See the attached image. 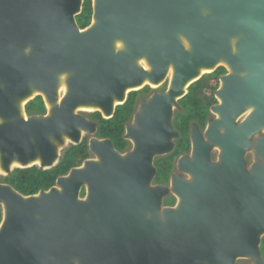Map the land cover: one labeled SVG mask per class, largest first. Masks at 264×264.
<instances>
[{
    "label": "water",
    "instance_id": "95a60500",
    "mask_svg": "<svg viewBox=\"0 0 264 264\" xmlns=\"http://www.w3.org/2000/svg\"><path fill=\"white\" fill-rule=\"evenodd\" d=\"M83 1L0 0V176L50 169L65 138L77 145L82 133L93 135L96 123L79 107L108 119L129 92L161 86L169 69L172 77L126 125L129 152L91 138L97 160L46 191L23 196L0 183V264H264V137L254 143L260 162L250 174L243 162L245 136L264 128V0H92L91 22L80 29ZM218 62L229 73L211 110L225 134L214 121L205 141L193 129L190 156L178 163L191 180L175 178L180 201L162 208L166 188L147 189L153 159L173 150V107L200 69L213 72ZM36 96L50 109L27 116ZM249 107L254 112L236 127ZM213 146L219 163L210 160ZM13 161L20 166L10 168Z\"/></svg>",
    "mask_w": 264,
    "mask_h": 264
},
{
    "label": "trees",
    "instance_id": "16d2710c",
    "mask_svg": "<svg viewBox=\"0 0 264 264\" xmlns=\"http://www.w3.org/2000/svg\"><path fill=\"white\" fill-rule=\"evenodd\" d=\"M91 17L92 0H84L81 12L75 16L79 28L85 29L90 24ZM224 72V67H219L213 72L204 74L188 87L186 95L179 100L185 112L176 113L174 118V123L180 132V139L177 141L179 148L172 153V157L189 149V124L193 120H198L199 116L204 120L210 106V102L203 101L200 95L201 93L212 95L218 87L220 75ZM153 90L150 86H145L140 90L130 92L126 101L116 107L111 118H103L98 111L84 112V114L89 119L97 121V136L110 139L113 147L122 152L127 150L130 145L129 141L124 139L125 127L131 122L140 101L149 98ZM25 112L27 116L45 114L46 105L42 97L36 96L26 103ZM88 157L87 140L83 139L81 143L66 148L56 166L46 170L38 166L15 168L7 175L0 176V183L11 186L23 196L35 195L40 191H46L53 187L59 177L66 175L72 168L81 166ZM161 172L166 176L168 169L165 167ZM80 194L84 196L83 191ZM1 220L2 208L0 206V223ZM260 253L264 256V240L262 241Z\"/></svg>",
    "mask_w": 264,
    "mask_h": 264
},
{
    "label": "flooded vegetation",
    "instance_id": "af4514ba",
    "mask_svg": "<svg viewBox=\"0 0 264 264\" xmlns=\"http://www.w3.org/2000/svg\"><path fill=\"white\" fill-rule=\"evenodd\" d=\"M219 65H223V66H219V67H224V69H225V72L223 74H221L220 77L225 75V74H227V73H229L227 68L224 66V64H219ZM220 77H219V82H218L217 89L220 86ZM164 86L165 85L159 86L157 88H152L154 90L151 93V95L154 94V93L165 91L166 87H164ZM128 94H127V97H128ZM201 96H202L201 99L203 101H205L207 103H209V102H212V103L209 106L208 113L206 114L204 120H202V118L199 116L198 120H196V121L193 120V121L190 122L189 130H188L189 149L187 151L181 152L177 156L172 157V153L175 152V150L177 148H179L177 141L180 139V132H179L178 128L176 127L175 123H174V118H175L176 113L185 112V109L179 103V100H180L179 99L178 102H177L178 105H179V108L174 112L173 120H172V126L175 129V131L178 133V137L174 141L173 150L170 153H168V154L160 155V156L155 157L153 162H152L153 166L156 169V172L153 175V177L150 179V181H149V183L147 185V189L150 190V189L156 188L158 186H160V187L162 186V187L166 188L167 192L161 199V207L162 208H175V207H177V205H178V203L180 201L179 197L177 196V194L175 193V190H174L175 178L179 179L182 183H188L191 180V177L186 172L180 170V168L178 166V163H179V159L181 157L187 156V155L190 156V153H191V134H192L193 129L196 128L199 131V133L202 135L203 141H205V139H206V137H205L206 130L208 129L211 121H214L215 122V127H216L215 130H216L217 135L222 137V135L225 134V130H224L223 125L221 124V119H220L219 115L217 113H213L212 110H211V107L214 104H219L220 103V101L215 96V92L212 95L201 93ZM88 112H90V111H88ZM253 112H254V108L253 107H249L248 109H246L238 118L235 119L234 125L237 127L238 125L243 123V121ZM88 120H90L91 122L96 123V130H97V126H98L97 125L98 124L97 121H94V120L89 119V118H88ZM262 137H264V128H262L259 132H257L254 135H251V136H248V137L245 136V142L247 143V146H246V151L244 153L243 162H244V167H245L246 174H250L251 173V169H252L251 156L249 155L250 153H249V151L247 152V150H250L252 148V146H253V143L255 141H257L259 138H262ZM93 138L106 139V138H99L97 136L96 132L93 134ZM83 139L87 140V146H88V152H89V157L86 160H88V159L89 160H93V159L90 158L91 154H93V153L89 149V141H90L89 137L85 136L84 138H82L81 142L83 141ZM131 148H132V144L130 143L129 148L127 150H124L122 152L118 151V152L121 153V154H125V153L129 152L131 150ZM220 154H221L220 149L215 147V146H213L211 151H210V160L213 163H219ZM163 161H165V162H163ZM248 161H250V162H248ZM165 167L168 169V173H167L166 176H164V174H162V172H161V170L164 169ZM82 191L84 192V195H85V190L82 189L81 192ZM263 240H264V236L261 237L260 248H261ZM261 258H262V260H264V256L262 254H261Z\"/></svg>",
    "mask_w": 264,
    "mask_h": 264
},
{
    "label": "rangeland",
    "instance_id": "374dc122",
    "mask_svg": "<svg viewBox=\"0 0 264 264\" xmlns=\"http://www.w3.org/2000/svg\"><path fill=\"white\" fill-rule=\"evenodd\" d=\"M228 70V69H227ZM229 72V71H228ZM168 79H166L165 80V82H163V84L161 85V86H163V85H165L164 87H166L167 88V86H168ZM151 88H155V87H152V86H150ZM186 91H188V88L186 89ZM163 92V91H162ZM158 93H160V92H158ZM200 97H202L201 95H200ZM217 98V97H216ZM218 99V98H217ZM219 100V99H218ZM212 102H210V104H211ZM215 105H217V104H214L213 106H215ZM212 106V107H213ZM179 108V105L177 104L176 106H174L173 107V115H174V112L177 110ZM90 112H92V111H90ZM82 115L83 116H85L86 117V115L84 114V112L82 113ZM86 118H88V117H86ZM172 120H173V116H172ZM132 122V121H131ZM171 125H172V123H171ZM173 127V126H172ZM89 137V140L91 139V138H93V135H90V134H85V133H82V138H84V137ZM176 139V138H175ZM175 139H173L172 141H173V143H174V141H175ZM260 139V138H259ZM256 142V141H255ZM254 142V143H255ZM254 143H253V146H252V148L250 149V150H247V152L249 151V155L251 156V160H252V166L254 165V164H256V163H258V162H260V160L256 157V155H255V151H254ZM71 144H70V142H66V141H64V144H62V145H58V147H59V149H60V157L62 156V154H63V152H64V150L66 149V148H68L69 146H70ZM188 156V155H187ZM60 157H59V159H60ZM157 157V156H156ZM91 159H93V160H97V157H96V155H94V154H91V157H90ZM250 159V158H249ZM89 160V159H88ZM154 160V159H153ZM248 162H250V161H248ZM189 175V174H188ZM190 176V175H189ZM262 236H264V233L261 235V237ZM235 264H254V261L252 260V259H250V258H238L237 260H236V262H235Z\"/></svg>",
    "mask_w": 264,
    "mask_h": 264
},
{
    "label": "bare ground",
    "instance_id": "6f19581e",
    "mask_svg": "<svg viewBox=\"0 0 264 264\" xmlns=\"http://www.w3.org/2000/svg\"><path fill=\"white\" fill-rule=\"evenodd\" d=\"M184 44H185V43H184ZM185 45H186V44H185ZM186 46H187V45H186ZM117 47H119V45H117ZM141 63H142V62H141ZM219 64H223V63H222V62H218L217 65H219ZM143 65H144V64H143ZM145 67H146V66H145ZM146 68H147V67H146ZM212 70H213V67L200 69V75L205 74V73H210ZM168 72H169V73H168V79H169V81H170V79H171V77H172V70L169 69ZM200 75H199V76H200ZM195 79H197V77L194 78L193 80H195ZM193 80H191V81H193ZM191 81H190V82H191ZM190 82H189V83H190ZM145 83L147 84V82H145ZM189 83H188V84H189ZM188 84H186V86L184 87V89H186V87H187ZM151 86H152V87H157L158 84H151ZM137 88H138V87H137ZM137 88H134V89H137ZM128 90H129V89H128ZM65 92H66V88H65V86H64V85H61L60 88H59V92H58V94H59V100L61 99L62 94H64ZM25 101H26V100H24V101L22 102V104H24ZM46 108L50 109V106H49V105H46ZM78 110H82V111H86V112H88V111H94L93 108H87V107H79ZM65 139H66V142H69V139H68V138H65ZM30 164H37V165H39V164H40V161H39V160H35V161H33V162H30ZM17 166H20V164H19L17 161H13V162L10 164V168L17 167ZM3 173H4V171H3L2 167H1V164H0V174H3Z\"/></svg>",
    "mask_w": 264,
    "mask_h": 264
}]
</instances>
